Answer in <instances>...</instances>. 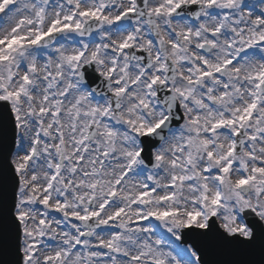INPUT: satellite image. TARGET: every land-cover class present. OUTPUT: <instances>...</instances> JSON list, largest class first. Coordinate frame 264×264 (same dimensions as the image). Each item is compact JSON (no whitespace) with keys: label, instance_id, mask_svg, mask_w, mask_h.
Returning <instances> with one entry per match:
<instances>
[{"label":"snow or ice","instance_id":"6c2138e0","mask_svg":"<svg viewBox=\"0 0 264 264\" xmlns=\"http://www.w3.org/2000/svg\"><path fill=\"white\" fill-rule=\"evenodd\" d=\"M0 264H264V0H0Z\"/></svg>","mask_w":264,"mask_h":264}]
</instances>
